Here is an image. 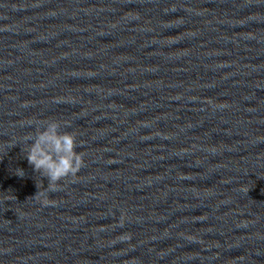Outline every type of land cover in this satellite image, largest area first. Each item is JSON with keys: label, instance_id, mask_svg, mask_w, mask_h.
I'll list each match as a JSON object with an SVG mask.
<instances>
[{"label": "clouds", "instance_id": "clouds-1", "mask_svg": "<svg viewBox=\"0 0 264 264\" xmlns=\"http://www.w3.org/2000/svg\"><path fill=\"white\" fill-rule=\"evenodd\" d=\"M60 128L61 122L50 120L45 127L38 128L34 135L26 137L32 141L26 159L35 172L48 178L47 190L52 192L58 189L59 181L69 176L75 178L84 165L83 153L76 150V136L72 132H61ZM16 174L23 177L25 173L23 169H16ZM44 203L47 204V199Z\"/></svg>", "mask_w": 264, "mask_h": 264}]
</instances>
